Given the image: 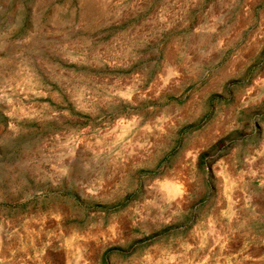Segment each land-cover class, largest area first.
Instances as JSON below:
<instances>
[{
    "label": "rangeland",
    "instance_id": "1",
    "mask_svg": "<svg viewBox=\"0 0 264 264\" xmlns=\"http://www.w3.org/2000/svg\"><path fill=\"white\" fill-rule=\"evenodd\" d=\"M0 264H264V0H0Z\"/></svg>",
    "mask_w": 264,
    "mask_h": 264
}]
</instances>
